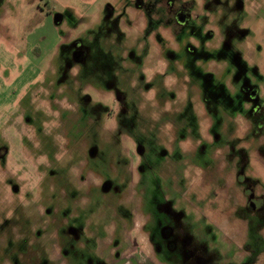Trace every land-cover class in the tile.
I'll use <instances>...</instances> for the list:
<instances>
[{
    "label": "rangeland",
    "instance_id": "obj_1",
    "mask_svg": "<svg viewBox=\"0 0 264 264\" xmlns=\"http://www.w3.org/2000/svg\"><path fill=\"white\" fill-rule=\"evenodd\" d=\"M7 1L0 264L112 262L109 249L158 235L176 212L195 261L264 262V123L249 118L246 104L222 105L243 103L241 84H256L264 121V0H219L199 11L194 35L164 15L156 27L145 9L156 0ZM131 50L148 53L136 71ZM253 50L256 70L246 56ZM222 54L227 65L203 59ZM201 71L212 72L209 92ZM226 75L239 78L221 89ZM114 87L127 111L109 98Z\"/></svg>",
    "mask_w": 264,
    "mask_h": 264
},
{
    "label": "flooded vegetation",
    "instance_id": "obj_2",
    "mask_svg": "<svg viewBox=\"0 0 264 264\" xmlns=\"http://www.w3.org/2000/svg\"><path fill=\"white\" fill-rule=\"evenodd\" d=\"M142 1V0H140ZM8 2L7 0H0V31L7 34V39L11 38V32H9L10 28H12V25H8L7 22L3 19L5 16V11H3V6ZM219 0H156L154 3V6H145V9L149 10L150 14L154 15L156 27H161L163 17L165 16L166 22L168 25L171 26H180L185 27L187 26L191 30V24L197 21L198 14L200 10H203L204 14L208 9L210 10L212 6L218 5ZM141 5V4H140ZM142 5L143 1H142ZM154 8V11L152 10ZM137 10V9H136ZM137 12V11H136ZM135 12L134 17H136L138 14ZM164 15V16H163ZM56 22L61 23L62 17L60 15L56 16ZM5 21V22H4ZM125 26L129 27L132 24L130 22L124 21ZM7 24V25H6ZM24 32V31H23ZM30 30L27 28L26 30V37L30 34ZM191 35L195 34L194 30L192 29L190 31ZM155 42L154 45L157 43V36H154ZM160 42V38H159ZM224 42V41H223ZM225 46H227V43L224 42ZM188 51L189 53H194V48L192 43L188 45ZM23 54H27L24 52ZM129 54L131 60H133L135 67L139 62V67L142 65L141 58H146L147 54H144L141 51H129L127 52ZM166 54L168 57H170L173 61H176L175 54L173 50H167ZM254 50L252 51V54L246 55L250 62L253 63V68L256 70L259 67L258 61L253 60ZM72 62L75 64H78L83 59V52L78 50L73 53ZM207 66L210 67L211 64H217L222 66V63L228 64L229 59H227L224 54H222L219 58L216 57H208L203 58ZM71 62V63H72ZM264 66V60L263 65ZM174 71L176 69H182L180 67H174ZM130 70V69H129ZM136 68H132L131 71H136ZM178 72V70H177ZM200 76L203 77L205 81V89L207 92L210 91V88L214 86L213 75L210 71H201ZM239 77L238 75L227 77V75L223 79V83L221 84V89L224 87H227L229 83H231L234 80H237ZM141 79V78H140ZM112 90H114L111 95L110 99L118 105L117 107H121L122 111H127V100L128 98L124 97L121 92V90L117 87H114ZM240 91L244 95L243 103L242 101H233L228 100L223 106H238L241 107L242 105L246 104L248 108L250 109L249 118L254 122L258 121L257 123L261 124L264 123L263 120H261L259 115L263 117V111H262V105L259 100V87L256 84H248L246 82H243L240 86ZM225 93V92H224ZM230 97V93H225ZM227 97V99L229 98ZM206 101V100H205ZM207 102V101H206ZM242 103V104H241ZM243 112L242 109H240L239 112H237L236 115H233V117H240V113ZM228 113V112H227ZM114 112L112 113V115ZM230 114V113H229ZM172 126V125H171ZM143 153V149L141 146H138L137 148V154L141 155ZM106 186V187H105ZM105 191L110 189V186L107 183L103 184L102 187ZM248 208L251 211H256L257 206L254 202H250L248 205ZM184 215L181 212H176L169 216L164 222L161 223L160 226V233L158 235L152 234V231L149 233H142L141 237L139 238V241L137 242L133 238L130 240V246L127 248L126 246L123 248L124 251H119L117 249H109L108 250V257L113 258V261H107V263L103 264H173L178 263L177 260H180L181 264H203L199 259L194 260V255L192 252V238L190 234L188 233V228L185 226V219ZM73 232V231H72ZM72 234V233H70ZM123 252V253H122ZM264 262H261V264ZM97 264V263H92ZM257 264V263H254ZM260 264V263H259Z\"/></svg>",
    "mask_w": 264,
    "mask_h": 264
},
{
    "label": "water",
    "instance_id": "obj_3",
    "mask_svg": "<svg viewBox=\"0 0 264 264\" xmlns=\"http://www.w3.org/2000/svg\"><path fill=\"white\" fill-rule=\"evenodd\" d=\"M106 187V186H105Z\"/></svg>",
    "mask_w": 264,
    "mask_h": 264
}]
</instances>
